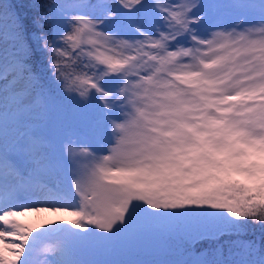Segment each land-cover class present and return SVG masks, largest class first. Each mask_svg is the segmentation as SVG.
<instances>
[{
    "label": "snow or ice",
    "instance_id": "6c2138e0",
    "mask_svg": "<svg viewBox=\"0 0 264 264\" xmlns=\"http://www.w3.org/2000/svg\"><path fill=\"white\" fill-rule=\"evenodd\" d=\"M0 264H264V0H0Z\"/></svg>",
    "mask_w": 264,
    "mask_h": 264
}]
</instances>
